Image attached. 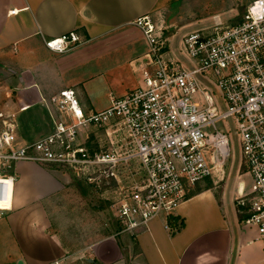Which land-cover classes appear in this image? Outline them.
Wrapping results in <instances>:
<instances>
[{
	"label": "crops",
	"instance_id": "0c3cea01",
	"mask_svg": "<svg viewBox=\"0 0 264 264\" xmlns=\"http://www.w3.org/2000/svg\"><path fill=\"white\" fill-rule=\"evenodd\" d=\"M183 4L0 0L1 108L9 102L17 111L19 139L34 142L54 131L55 98L65 89L76 91L86 114L134 90L149 51L134 22L152 16L166 29L169 48L178 53L187 32L169 34L173 26L164 27L161 19ZM72 31L82 45L66 53L46 47V40ZM105 139L104 132L92 135V148ZM62 169L25 161L16 165L13 208L0 221V264H264V237L239 221L237 199L251 187L246 168L239 164L226 166V178L197 184L173 215L183 225L176 233L155 219L135 237L120 235L116 223L108 225L110 220L99 223Z\"/></svg>",
	"mask_w": 264,
	"mask_h": 264
},
{
	"label": "built area",
	"instance_id": "2783aa9c",
	"mask_svg": "<svg viewBox=\"0 0 264 264\" xmlns=\"http://www.w3.org/2000/svg\"><path fill=\"white\" fill-rule=\"evenodd\" d=\"M134 25L149 46L147 67L107 108L86 114L76 91L65 89L55 98L54 131L34 142L19 139L12 103L0 109V221L13 208L15 167L25 161L68 169L102 192L119 234L135 237L155 219L174 234L169 219L198 183L224 176L237 143L251 178L237 205L243 224L264 237V0H252L234 25L217 16L184 34L178 53L152 16ZM82 44L75 31L45 41L55 53ZM99 132L104 144L92 148Z\"/></svg>",
	"mask_w": 264,
	"mask_h": 264
},
{
	"label": "rangeland",
	"instance_id": "374dc122",
	"mask_svg": "<svg viewBox=\"0 0 264 264\" xmlns=\"http://www.w3.org/2000/svg\"><path fill=\"white\" fill-rule=\"evenodd\" d=\"M183 1V6L180 10L176 7V12L170 13L166 17H163L162 22H165L164 27L172 25L173 28H169V34L174 33L178 34L180 37L181 34L185 32H191L193 30L199 29L201 27H206L213 24V19L217 16L223 22H226L228 25H234L241 21L242 17L245 14L247 6L250 4L252 0H181ZM178 10V11H177ZM192 24V26H188ZM183 27L184 30L182 29ZM167 33V32H165ZM4 101L0 100V109L3 105ZM1 129V125H0ZM239 158V149L238 144L235 143L233 156L228 160L225 165H229V163L238 164ZM236 167V166H235ZM234 167V168H235ZM244 167V166H242ZM66 173L71 176L73 181V185L78 190V192L83 196V199L86 201V204L92 209L93 214L96 215V219L99 218V223H103L105 219L109 220V202L105 201L101 194L102 192L93 188L92 186L85 183L83 180L77 179L74 174L68 169H62ZM225 173V172H224ZM226 178L227 173L224 176H220V178ZM81 184L84 186L83 193L79 190L78 185ZM199 188L196 187L194 191ZM114 224V223H113ZM108 225L111 227L112 222L110 221ZM117 226V225H116ZM126 234V233H121ZM66 264H70L66 262Z\"/></svg>",
	"mask_w": 264,
	"mask_h": 264
},
{
	"label": "trees",
	"instance_id": "16d2710c",
	"mask_svg": "<svg viewBox=\"0 0 264 264\" xmlns=\"http://www.w3.org/2000/svg\"><path fill=\"white\" fill-rule=\"evenodd\" d=\"M84 186H82L81 184H79L78 185V188H79V190L83 193V191H84V188H83ZM193 195V194H192ZM191 195V196H192ZM237 210H238V217H239V221H241V222H243L246 218H247V215L245 214V208L244 207H242V206H240V205H237ZM113 223V222H112ZM169 223H170V226L172 227V228H174V229H180V228H182V224H179L178 225V222H177V219H176V217H171L170 219H169ZM115 224V223H114ZM117 225V224H116ZM118 226V225H117ZM117 230L118 231H120L121 229H120V227L118 226V228H117Z\"/></svg>",
	"mask_w": 264,
	"mask_h": 264
},
{
	"label": "water",
	"instance_id": "95a60500",
	"mask_svg": "<svg viewBox=\"0 0 264 264\" xmlns=\"http://www.w3.org/2000/svg\"><path fill=\"white\" fill-rule=\"evenodd\" d=\"M90 262H92V261H90ZM17 264H24V263H23V261H18Z\"/></svg>",
	"mask_w": 264,
	"mask_h": 264
}]
</instances>
